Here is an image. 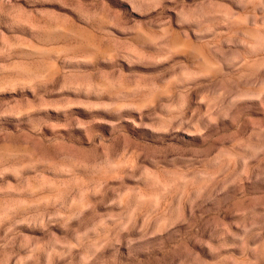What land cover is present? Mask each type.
<instances>
[{
    "label": "rangeland",
    "instance_id": "rangeland-1",
    "mask_svg": "<svg viewBox=\"0 0 264 264\" xmlns=\"http://www.w3.org/2000/svg\"><path fill=\"white\" fill-rule=\"evenodd\" d=\"M254 8L0 0V264H264Z\"/></svg>",
    "mask_w": 264,
    "mask_h": 264
},
{
    "label": "clouds",
    "instance_id": "clouds-1",
    "mask_svg": "<svg viewBox=\"0 0 264 264\" xmlns=\"http://www.w3.org/2000/svg\"><path fill=\"white\" fill-rule=\"evenodd\" d=\"M247 2L251 5H254L255 7H260L262 9H264V0H247ZM253 19H261L264 20V13H262V15L260 17H256L255 15V8L253 9V11L249 14ZM29 111H31L29 109ZM210 119H212V123L215 124V119L212 118L211 116L209 117ZM163 131H167V127H164L162 129ZM209 134L211 135V132H209ZM241 147L243 149H251L253 155L252 156H245L244 154H240V159L243 161L245 167H247L248 165V161L253 159L254 155L259 154L261 152H264V144H262L259 147H253L251 144H246L244 142H240ZM187 159H192L193 157H186ZM230 164L233 162H229ZM145 176H147L149 179H155L156 181V185H163L164 182L160 181L158 178H156L150 171L145 170L144 173ZM142 177H137V179H140ZM172 185H164V191L166 192L167 189L169 187H171ZM130 196L133 197V202L128 204V207L131 209L133 214H136L139 212V208L141 204H146L149 203V200L146 199L144 196H139L138 200L136 199L135 195L133 193H129ZM161 195H163V193H161ZM184 198L187 197V193L185 192L183 194ZM133 204H135V206H133ZM125 219H127V217H125ZM154 219H159V217L156 216V214L153 212L151 214H149V217L146 218L145 220V228L147 227V224L150 222V220H154ZM172 221L169 220L168 223H171ZM253 227H256L255 224H253Z\"/></svg>",
    "mask_w": 264,
    "mask_h": 264
}]
</instances>
